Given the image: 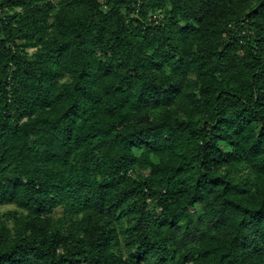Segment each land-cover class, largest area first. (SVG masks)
<instances>
[{
  "label": "trees",
  "instance_id": "obj_1",
  "mask_svg": "<svg viewBox=\"0 0 264 264\" xmlns=\"http://www.w3.org/2000/svg\"><path fill=\"white\" fill-rule=\"evenodd\" d=\"M0 9V264H264V0Z\"/></svg>",
  "mask_w": 264,
  "mask_h": 264
},
{
  "label": "rangeland",
  "instance_id": "obj_2",
  "mask_svg": "<svg viewBox=\"0 0 264 264\" xmlns=\"http://www.w3.org/2000/svg\"><path fill=\"white\" fill-rule=\"evenodd\" d=\"M3 12L6 13V9H4V11L0 9V13L3 14ZM10 13H12L11 10H10ZM13 207L14 206L12 204L0 203V211L1 212H5L9 208H13ZM196 208L200 210L201 207H200V205H197ZM191 209H193V208H191ZM59 214H62V210L61 209H59L58 212L56 213V215H59ZM9 221H12V219L11 220L9 219Z\"/></svg>",
  "mask_w": 264,
  "mask_h": 264
}]
</instances>
